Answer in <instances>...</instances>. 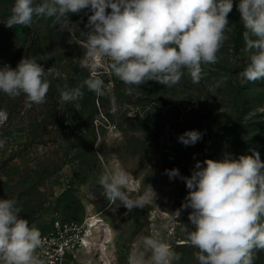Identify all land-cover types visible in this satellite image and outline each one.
Wrapping results in <instances>:
<instances>
[{
    "label": "rangeland",
    "instance_id": "374dc122",
    "mask_svg": "<svg viewBox=\"0 0 264 264\" xmlns=\"http://www.w3.org/2000/svg\"><path fill=\"white\" fill-rule=\"evenodd\" d=\"M13 4L0 0V21L10 16ZM238 4L233 0L231 30L218 62L201 65L199 82L184 69L172 87L156 81L128 86L104 61L99 68L104 94L84 88L83 98L70 103L59 89L77 87L90 76L80 66L87 43L76 35L85 9L68 13L69 27L62 31L53 18H34L31 28L0 22V68L15 69L22 58L35 57L51 82L46 101L38 105L29 106L23 94L12 98L0 92V140L5 141L0 199H15L21 217L41 234L55 218L86 225L88 244L83 241L65 264H135L132 257L146 236L170 244L181 254L178 264H198L197 249L184 231L185 226L193 230L192 210L181 209L189 189L180 177H190L197 161L221 160L226 153L239 158L256 151L264 162V78L241 82L239 73L250 60L243 50L246 29ZM127 87L135 91L126 94ZM191 130L202 138L185 146L178 137ZM115 164L132 176L121 191L133 197L149 194L143 209L129 211L119 198L112 202L103 195L98 177ZM171 169H178L180 177L170 179L166 170ZM178 209L179 217L170 219ZM92 220L100 223L86 237ZM254 264H264V250L255 251Z\"/></svg>",
    "mask_w": 264,
    "mask_h": 264
},
{
    "label": "clouds",
    "instance_id": "9594fccd",
    "mask_svg": "<svg viewBox=\"0 0 264 264\" xmlns=\"http://www.w3.org/2000/svg\"><path fill=\"white\" fill-rule=\"evenodd\" d=\"M90 9V31L86 56L80 66L90 76L77 87L59 89L61 99L70 103L83 98L84 88L97 96L105 84L99 68L104 61L112 74L128 86L156 81L166 87L177 85L187 69L199 82L202 64L218 62L217 53L229 38L228 15L233 0H14L5 26L31 28L34 18H53L60 30L69 27L68 13ZM111 9V12H106ZM238 11L246 29L244 52L250 63L239 73L242 83L264 78V0H239ZM71 30V29H70ZM55 76L62 74L52 68ZM46 70L35 57L22 58L15 69L0 68V92L15 98L22 94L29 106L42 104L50 88ZM135 89L127 87L126 94ZM202 138L196 130L178 137L185 146ZM5 145L0 140V148ZM264 162L259 152L221 160L197 161L190 177L178 169L166 170L170 179L180 177L189 189L181 209H191L192 226L188 241L197 251L198 264H254L255 251L264 250ZM132 176L119 164L105 167L97 180L109 201L117 198L125 208L143 209L149 194L135 197L127 189ZM151 196L155 192L150 187ZM15 199H0V260L4 264H44L36 255L42 247L40 231L22 218ZM180 209L170 214L177 219ZM135 264H178L181 254L161 239L146 236L142 249L132 257Z\"/></svg>",
    "mask_w": 264,
    "mask_h": 264
},
{
    "label": "built area",
    "instance_id": "2783aa9c",
    "mask_svg": "<svg viewBox=\"0 0 264 264\" xmlns=\"http://www.w3.org/2000/svg\"><path fill=\"white\" fill-rule=\"evenodd\" d=\"M86 225L75 220L55 218L42 236V247L36 255L44 264H65L66 260L82 246Z\"/></svg>",
    "mask_w": 264,
    "mask_h": 264
},
{
    "label": "trees",
    "instance_id": "16d2710c",
    "mask_svg": "<svg viewBox=\"0 0 264 264\" xmlns=\"http://www.w3.org/2000/svg\"><path fill=\"white\" fill-rule=\"evenodd\" d=\"M106 12L110 13L111 9H106ZM92 14L93 13L90 9L86 8L84 10V12L81 16V30L76 32L78 39L82 42H85V43H87V36L85 34L91 30L90 27H88V17ZM238 38H240V37H238ZM238 41H241V40H238Z\"/></svg>",
    "mask_w": 264,
    "mask_h": 264
},
{
    "label": "bare ground",
    "instance_id": "6f19581e",
    "mask_svg": "<svg viewBox=\"0 0 264 264\" xmlns=\"http://www.w3.org/2000/svg\"><path fill=\"white\" fill-rule=\"evenodd\" d=\"M100 220H98V221H95V222H93V220L92 221H90V222H88V224H87V227H88V231H87V234H86V237H88L89 235H90V229H92V228H94V227H96L97 225H99V222ZM84 238H85V236H84ZM83 241H84V239H83ZM95 242V241H94ZM83 243V242H82ZM88 244V242L85 240L84 241V245H87ZM82 245V244H81ZM93 245V244H92ZM94 246V245H93ZM93 248V247H92ZM95 248V247H94ZM94 250V249H93Z\"/></svg>",
    "mask_w": 264,
    "mask_h": 264
}]
</instances>
